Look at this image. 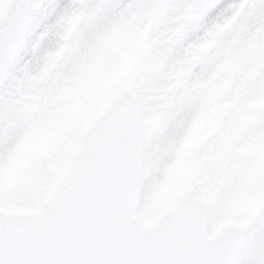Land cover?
<instances>
[{
    "label": "snow or ice",
    "instance_id": "obj_1",
    "mask_svg": "<svg viewBox=\"0 0 264 264\" xmlns=\"http://www.w3.org/2000/svg\"><path fill=\"white\" fill-rule=\"evenodd\" d=\"M132 30L138 87L75 110L82 68ZM262 48L264 0H0V264H264Z\"/></svg>",
    "mask_w": 264,
    "mask_h": 264
},
{
    "label": "rangeland",
    "instance_id": "obj_2",
    "mask_svg": "<svg viewBox=\"0 0 264 264\" xmlns=\"http://www.w3.org/2000/svg\"><path fill=\"white\" fill-rule=\"evenodd\" d=\"M145 33L135 30L117 33L103 43L92 55L90 62L81 70L80 80L73 97L75 110H89L103 103L111 95L120 91H131L138 87L139 60L145 52ZM261 53L264 54V48ZM216 112L197 117L183 143L174 154L173 163L162 181L159 198L161 200L184 188L189 181L188 158L193 148L207 139L214 128ZM50 130L37 133L25 143L17 157L16 166L26 167L34 155L41 153L51 135Z\"/></svg>",
    "mask_w": 264,
    "mask_h": 264
},
{
    "label": "water",
    "instance_id": "obj_3",
    "mask_svg": "<svg viewBox=\"0 0 264 264\" xmlns=\"http://www.w3.org/2000/svg\"><path fill=\"white\" fill-rule=\"evenodd\" d=\"M122 92H127V90L120 91V92H118L117 94L122 93Z\"/></svg>",
    "mask_w": 264,
    "mask_h": 264
}]
</instances>
